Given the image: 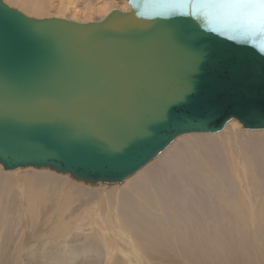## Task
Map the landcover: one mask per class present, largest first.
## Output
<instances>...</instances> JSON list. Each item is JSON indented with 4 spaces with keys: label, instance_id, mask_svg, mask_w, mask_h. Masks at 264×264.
<instances>
[{
    "label": "water",
    "instance_id": "water-1",
    "mask_svg": "<svg viewBox=\"0 0 264 264\" xmlns=\"http://www.w3.org/2000/svg\"><path fill=\"white\" fill-rule=\"evenodd\" d=\"M145 0L78 22L28 17L0 0V160L46 163L85 177H121L172 137L215 131L199 120L215 90L200 85L230 56L202 15H152ZM133 5H138L134 7ZM222 30V29H221ZM238 59H258L248 42ZM258 50V51H257ZM249 116L264 127L262 114Z\"/></svg>",
    "mask_w": 264,
    "mask_h": 264
},
{
    "label": "bare ground",
    "instance_id": "bare-ground-1",
    "mask_svg": "<svg viewBox=\"0 0 264 264\" xmlns=\"http://www.w3.org/2000/svg\"><path fill=\"white\" fill-rule=\"evenodd\" d=\"M1 1L78 22L129 9ZM0 264H264V128L231 116L219 130L183 132L121 177L0 160Z\"/></svg>",
    "mask_w": 264,
    "mask_h": 264
},
{
    "label": "flooded vegetation",
    "instance_id": "flooded-vegetation-1",
    "mask_svg": "<svg viewBox=\"0 0 264 264\" xmlns=\"http://www.w3.org/2000/svg\"><path fill=\"white\" fill-rule=\"evenodd\" d=\"M247 45L248 42L240 41L232 44L228 59L200 77L205 79L200 85L216 91L200 105L198 118L204 128L218 127L234 112L249 125L259 123L256 116H249V106H255L264 119V53L254 60L246 57L238 59L236 52L243 51ZM252 47L258 48L254 45Z\"/></svg>",
    "mask_w": 264,
    "mask_h": 264
},
{
    "label": "snow or ice",
    "instance_id": "snow-or-ice-1",
    "mask_svg": "<svg viewBox=\"0 0 264 264\" xmlns=\"http://www.w3.org/2000/svg\"><path fill=\"white\" fill-rule=\"evenodd\" d=\"M144 7L156 16L202 15L220 26L212 31L233 33L232 40L259 41L256 47L264 53V0H145Z\"/></svg>",
    "mask_w": 264,
    "mask_h": 264
},
{
    "label": "rangeland",
    "instance_id": "rangeland-1",
    "mask_svg": "<svg viewBox=\"0 0 264 264\" xmlns=\"http://www.w3.org/2000/svg\"><path fill=\"white\" fill-rule=\"evenodd\" d=\"M70 3H71V5H70V7L71 8H76V9H79L80 8V1L79 0H68ZM123 1V0H122ZM121 0H116V2H118V3H120L121 4V2H122ZM51 12H53V11H51ZM45 17H53L52 15H44ZM35 18V17H34ZM240 120V119H239ZM245 125V124H244ZM246 127H248V128H264V127H249V126H247V125H245ZM219 129H221V128H219ZM219 129H217V130H219ZM188 132H191V131H188ZM205 132H207V131H205ZM185 133V132H184ZM181 134V133H180ZM50 165H52V164H50ZM52 166H54V167H56V168H58V169H61V168H59V167H57V166H55V165H52ZM62 170V169H61ZM72 171V170H71ZM72 172H74V171H72ZM75 173V172H74ZM75 174H77V173H75ZM94 178H96V177H94ZM76 204H79L78 202H74V204L73 205H76ZM41 227V224H40V222L38 223V225H37V228H40ZM42 227H44V226H42Z\"/></svg>",
    "mask_w": 264,
    "mask_h": 264
}]
</instances>
